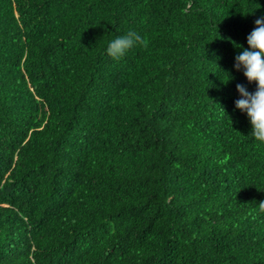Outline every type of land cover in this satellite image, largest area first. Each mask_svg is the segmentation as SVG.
<instances>
[{
  "label": "trees",
  "instance_id": "16d2710c",
  "mask_svg": "<svg viewBox=\"0 0 264 264\" xmlns=\"http://www.w3.org/2000/svg\"><path fill=\"white\" fill-rule=\"evenodd\" d=\"M261 17L264 0H0V264H264V144L234 103ZM129 30L147 47L113 60Z\"/></svg>",
  "mask_w": 264,
  "mask_h": 264
},
{
  "label": "clouds",
  "instance_id": "9594fccd",
  "mask_svg": "<svg viewBox=\"0 0 264 264\" xmlns=\"http://www.w3.org/2000/svg\"><path fill=\"white\" fill-rule=\"evenodd\" d=\"M254 23V29L247 36L248 47L240 45L243 50L235 56L234 67L242 69L247 80L255 82L256 89L249 92L245 85L237 83L240 98L234 103L236 108L247 114L251 124L250 134L260 144H264V17L256 19ZM137 44L147 47V41L138 32L129 30L109 41L106 53L113 60L119 61ZM254 211L264 214V200L258 202Z\"/></svg>",
  "mask_w": 264,
  "mask_h": 264
}]
</instances>
